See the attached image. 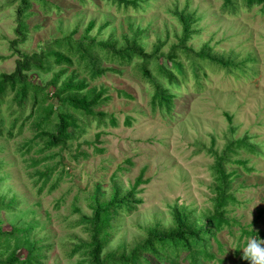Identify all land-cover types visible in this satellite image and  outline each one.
Masks as SVG:
<instances>
[{
	"label": "rangeland",
	"instance_id": "obj_1",
	"mask_svg": "<svg viewBox=\"0 0 264 264\" xmlns=\"http://www.w3.org/2000/svg\"><path fill=\"white\" fill-rule=\"evenodd\" d=\"M130 1L137 7L123 8L108 0H44L43 10L32 3L21 41L15 34L18 1L0 0V74L12 73L23 55L54 51L53 43L69 34L72 42H93L89 54L106 70L92 77V69L75 59L72 66L50 59L48 73L28 74L48 94L43 107L58 109L48 83L61 72L57 86L71 79L86 84L81 95H99L95 117L71 111L77 129L69 128L74 137L63 147L48 149L35 137L42 107L30 99L19 106L12 92L4 96L0 258L16 245L17 256L24 258L28 241L40 249L42 264L85 262L80 251L70 256L90 241L83 219L92 215L96 202H108L114 192L120 197L129 193L142 171L147 183L131 196L141 203L129 212L112 211L110 241L102 257L119 249L130 251L150 228L168 229L174 209L184 208L198 225L204 224L202 214L212 210L215 157L229 143L245 140L254 152L238 149L228 153L224 164L234 198L225 209L227 225L211 242L214 259L198 264H250L242 258L247 240H264V4L248 10L236 0L229 12L222 10V0ZM182 12L191 15L185 46L193 55L177 52L183 69L179 74L166 56L182 37ZM89 23L93 27L85 34ZM125 37H135L147 55L159 47L156 61L146 68L173 95L169 111L152 103L155 88L139 70L140 58L124 65L104 58L98 44L110 42L119 48ZM201 50L224 65L205 61L193 72L195 54ZM159 65L171 70L176 83L169 85L158 75ZM56 122L51 115L44 129L54 132Z\"/></svg>",
	"mask_w": 264,
	"mask_h": 264
},
{
	"label": "trees",
	"instance_id": "obj_2",
	"mask_svg": "<svg viewBox=\"0 0 264 264\" xmlns=\"http://www.w3.org/2000/svg\"><path fill=\"white\" fill-rule=\"evenodd\" d=\"M17 1L19 5L16 11L17 27L15 34L18 38H21L19 40L24 41V33L26 31L25 19L32 6L31 4L37 3L44 10L46 3H43L44 0ZM108 1L123 8L137 7L135 1ZM222 1L223 11L230 12L235 9L236 0ZM241 2L248 10L255 5L264 4V0H241ZM178 20L182 26V37L179 40V44L172 47L171 52L167 54L166 58L172 63V67L176 68L179 74H182V65L177 64V52L179 51L187 57L189 54L193 55L192 50L187 49L185 46L191 36L190 27L192 19L190 14L182 12L178 15ZM92 27L93 23H89L85 29V34H88ZM72 35L69 34L62 39L56 40L53 43L54 47H56L54 51L43 50L40 53L23 55L21 59L16 61L15 69L12 73L0 74V105L6 93L12 92L14 102L17 105L21 106L27 99H30L33 101V105L42 107L41 112L43 116L35 124V129L38 131L35 137L45 142V146L48 149L63 147L68 140L74 137V133L70 132L69 128L77 129V124L71 111L88 117H95L96 113L94 109L98 103L99 95H81L80 92L85 89L86 84L84 82L73 83L71 79L57 86L58 77L63 73L61 72L59 76H53L48 83V87H54L55 91L53 95L59 100L58 109L54 110L52 105L43 107L48 101V94L45 93L44 87L42 88L39 84L30 80L28 74L34 75L35 72L48 73L51 70L49 66L50 59L56 65L65 64L67 66H72L73 59H75L78 63L84 65L83 68L85 67L86 70L92 69V77L101 76L106 71L105 69L100 70L97 65V60L89 54L91 47L94 45L93 42L86 44L82 40L72 42ZM124 42L123 46L119 48L114 47L110 42L100 43L98 46L100 47V51L104 53V58L112 63L119 65L130 64L133 58H140L143 63L139 66V70L145 78L150 79L155 88L152 103L165 106L169 111L171 109L173 95L160 82L152 78L149 70L146 68L149 61H156L155 55L159 47L154 54L147 55L137 43L135 37L131 38V40L125 37ZM60 49L64 50V52ZM195 58L198 61L192 67L193 72L201 66L200 63L203 64L205 61L224 65L223 62L214 59L204 50L196 53ZM156 70L158 75L166 79L169 85L174 84V82L176 83V79L170 69H165L159 65ZM51 115H56L57 118L54 132L44 129ZM110 122L111 125H116L115 120L111 119ZM3 135L0 123V137ZM7 136L9 138L12 137V133L9 131ZM238 149H245L251 153L254 152L253 146L249 145L248 142L245 140H237L229 143L222 155H216L215 157V163L212 167V170L215 171L214 182L211 186L214 194L212 198V210L202 214L206 221L204 224L198 225L192 213L186 211L184 208L181 210L174 209L172 212L171 227L164 230L150 228L147 230L148 234L146 238L137 243L130 251L127 252L125 249H119L118 251L107 252L102 257L103 250L110 241L109 230L113 218L112 211L123 209L129 212L134 209L135 205L141 203V200L131 201V196L136 192L137 187L147 183L146 180H143L142 171L133 184L131 191L125 196L120 197L118 192H114L108 202H96L92 207V215L83 219L85 220L84 231L90 235V241L82 242L80 246L71 252L70 256L73 257L80 251L86 257L85 262L80 264H154V262L198 264L199 261L208 262L213 260L214 255L209 251L211 242L212 240L216 241L217 233L227 225L225 209L230 203L234 202V198L230 194V175L226 173L224 164L229 161L228 153H234ZM236 163L244 164L241 161H237ZM8 235H12V233L10 232ZM17 246L5 258H0V264H42L43 256L40 253V249L35 247L34 244L28 241L24 243L26 250V256L24 258L17 256ZM182 254L184 256L181 257Z\"/></svg>",
	"mask_w": 264,
	"mask_h": 264
},
{
	"label": "clouds",
	"instance_id": "obj_3",
	"mask_svg": "<svg viewBox=\"0 0 264 264\" xmlns=\"http://www.w3.org/2000/svg\"><path fill=\"white\" fill-rule=\"evenodd\" d=\"M242 258L250 264H264V240L249 238L243 248Z\"/></svg>",
	"mask_w": 264,
	"mask_h": 264
}]
</instances>
